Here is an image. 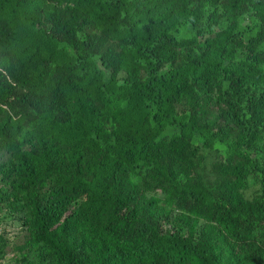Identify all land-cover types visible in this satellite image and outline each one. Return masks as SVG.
<instances>
[{"label": "trees", "instance_id": "16d2710c", "mask_svg": "<svg viewBox=\"0 0 264 264\" xmlns=\"http://www.w3.org/2000/svg\"><path fill=\"white\" fill-rule=\"evenodd\" d=\"M8 220L19 264H264V0H0Z\"/></svg>", "mask_w": 264, "mask_h": 264}, {"label": "rangeland", "instance_id": "374dc122", "mask_svg": "<svg viewBox=\"0 0 264 264\" xmlns=\"http://www.w3.org/2000/svg\"><path fill=\"white\" fill-rule=\"evenodd\" d=\"M256 192H257L256 184L251 185V187H250V188L248 189V191H247V196H250L251 193H256ZM16 224H17L18 226H16L15 224L9 223V220H8V223H5V224L0 228V236H1V235H5V236L7 237V239H10V238H11V240L15 238V240H16L15 242H16L17 244H20V243L23 242L22 240H23V237H25V234H26V233H25V232L20 233L21 230H22V228H21L22 225H21L20 223H18V222H16ZM13 227H15V231L12 230V231H14V233L11 232V233L14 234V235H12V236H11L10 232L3 230V229H11V228H13ZM15 236H17V237H15ZM22 236H23V237H22ZM7 251H8L7 255H9L11 258H15L16 260L18 259V256H17V255L14 256V255L12 254V251H15V250H13L12 248H9ZM10 262L14 263L13 260H10ZM0 264H8V260L0 261ZM14 264H15V263H14Z\"/></svg>", "mask_w": 264, "mask_h": 264}, {"label": "clouds", "instance_id": "9594fccd", "mask_svg": "<svg viewBox=\"0 0 264 264\" xmlns=\"http://www.w3.org/2000/svg\"><path fill=\"white\" fill-rule=\"evenodd\" d=\"M10 223L14 224V222H10ZM4 224H5V223H0V228H1ZM15 225L18 226L17 224H15ZM21 228L23 229L22 226H21ZM3 230L10 232V234H11V236H12V235H14L13 233H14V231H15V227H13V228H11V229H3ZM12 230H14V231H12ZM11 232H13V233H11ZM20 233H23L22 230H21ZM2 236H5V235H1L0 238H1ZM5 237H6V236H5ZM15 237H17V236H15ZM10 240H11V238H10ZM11 241H12V242H15L16 240H15V238H14V239H12ZM12 254H13L14 256H16V255H17V252L12 251ZM17 256H18V255H17ZM1 260H4V261H5V260H8V264H14V263H15V264H19L15 258H11L9 255H6L4 258H0V261H1ZM10 260H13L14 263L10 262Z\"/></svg>", "mask_w": 264, "mask_h": 264}, {"label": "built area", "instance_id": "2783aa9c", "mask_svg": "<svg viewBox=\"0 0 264 264\" xmlns=\"http://www.w3.org/2000/svg\"><path fill=\"white\" fill-rule=\"evenodd\" d=\"M1 261H4V260H1Z\"/></svg>", "mask_w": 264, "mask_h": 264}]
</instances>
